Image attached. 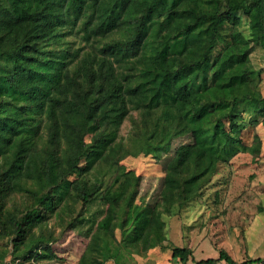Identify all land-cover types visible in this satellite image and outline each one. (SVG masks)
<instances>
[{"label": "trees", "instance_id": "16d2710c", "mask_svg": "<svg viewBox=\"0 0 264 264\" xmlns=\"http://www.w3.org/2000/svg\"><path fill=\"white\" fill-rule=\"evenodd\" d=\"M251 44L264 49V0H0V263L50 264L70 233L77 264L163 247L164 217L219 164L264 156ZM130 159L159 167L148 188ZM222 261L264 257L196 264Z\"/></svg>", "mask_w": 264, "mask_h": 264}, {"label": "rangeland", "instance_id": "374dc122", "mask_svg": "<svg viewBox=\"0 0 264 264\" xmlns=\"http://www.w3.org/2000/svg\"><path fill=\"white\" fill-rule=\"evenodd\" d=\"M237 15L241 18L240 31L249 38L248 17L241 12ZM249 57L255 68L264 67L263 48L251 44ZM199 86V82L194 83L193 89ZM259 88L264 93V73ZM129 126L130 121L125 120L120 130L122 135L127 134ZM125 164L135 167L145 177L143 188L150 186L151 175L161 173L158 166L142 168L132 159ZM164 220L167 236L164 246L153 245L142 253H126L124 264H181L171 259L173 246L192 250V258L186 264L216 258L220 249L238 262L264 257V156L254 158L247 152L238 153L229 163L219 164L200 195L180 215L165 216ZM83 248L84 241L70 233L55 247L59 258L50 264H77ZM105 264L114 263L108 260Z\"/></svg>", "mask_w": 264, "mask_h": 264}]
</instances>
